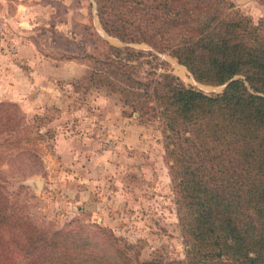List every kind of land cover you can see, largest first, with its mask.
<instances>
[{
  "label": "trees",
  "instance_id": "1",
  "mask_svg": "<svg viewBox=\"0 0 264 264\" xmlns=\"http://www.w3.org/2000/svg\"><path fill=\"white\" fill-rule=\"evenodd\" d=\"M95 3L105 31L125 45L107 43L104 57L84 52L86 78L158 117L185 256L140 259L110 227L77 218L44 229L0 190V264H264V27L232 0ZM155 51L200 82L226 85L205 92L170 70L142 77L134 61ZM4 104L0 122L15 128Z\"/></svg>",
  "mask_w": 264,
  "mask_h": 264
},
{
  "label": "rangeland",
  "instance_id": "2",
  "mask_svg": "<svg viewBox=\"0 0 264 264\" xmlns=\"http://www.w3.org/2000/svg\"><path fill=\"white\" fill-rule=\"evenodd\" d=\"M232 2L264 27V14L253 17ZM107 43L125 45L105 31L95 0H0V102L16 126L0 122V190L44 229L77 218L110 227L140 259H181L158 117L86 78L92 61L83 53L104 57ZM155 53L134 61L142 77L170 70L205 92L226 85L200 82L167 51Z\"/></svg>",
  "mask_w": 264,
  "mask_h": 264
},
{
  "label": "crops",
  "instance_id": "3",
  "mask_svg": "<svg viewBox=\"0 0 264 264\" xmlns=\"http://www.w3.org/2000/svg\"><path fill=\"white\" fill-rule=\"evenodd\" d=\"M237 5L246 10L253 17H259L264 14V0H238ZM253 8H255V10ZM58 66L60 65H54L52 67V72L57 73L61 71V68L58 70Z\"/></svg>",
  "mask_w": 264,
  "mask_h": 264
}]
</instances>
